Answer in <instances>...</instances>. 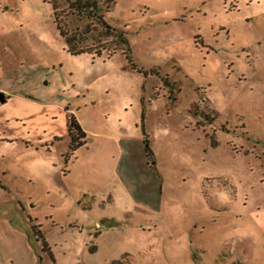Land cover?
<instances>
[{
  "label": "rangeland",
  "instance_id": "obj_1",
  "mask_svg": "<svg viewBox=\"0 0 264 264\" xmlns=\"http://www.w3.org/2000/svg\"><path fill=\"white\" fill-rule=\"evenodd\" d=\"M47 1L0 0V264H264V0H97L130 59Z\"/></svg>",
  "mask_w": 264,
  "mask_h": 264
},
{
  "label": "trees",
  "instance_id": "obj_2",
  "mask_svg": "<svg viewBox=\"0 0 264 264\" xmlns=\"http://www.w3.org/2000/svg\"><path fill=\"white\" fill-rule=\"evenodd\" d=\"M45 1V0H43ZM68 8L76 12L79 16H84L86 22L82 25L79 33L67 32L63 18L59 15V8L54 0H48L53 9L54 19L59 30V34L64 38L68 45V51L72 54L92 53L101 56L105 53L112 56L117 50H120L127 58L130 59V49L125 32L108 24L100 11L97 0H65ZM101 30L103 41L96 45H88L83 41V37L93 31ZM66 129L69 137L68 152L72 153L85 143L86 133L74 115H68ZM144 138V151L147 156H151L144 129L142 128ZM46 246L45 241L43 242Z\"/></svg>",
  "mask_w": 264,
  "mask_h": 264
},
{
  "label": "water",
  "instance_id": "obj_3",
  "mask_svg": "<svg viewBox=\"0 0 264 264\" xmlns=\"http://www.w3.org/2000/svg\"><path fill=\"white\" fill-rule=\"evenodd\" d=\"M0 102H5V97L2 93H0Z\"/></svg>",
  "mask_w": 264,
  "mask_h": 264
}]
</instances>
